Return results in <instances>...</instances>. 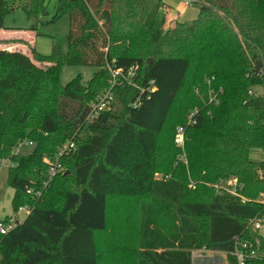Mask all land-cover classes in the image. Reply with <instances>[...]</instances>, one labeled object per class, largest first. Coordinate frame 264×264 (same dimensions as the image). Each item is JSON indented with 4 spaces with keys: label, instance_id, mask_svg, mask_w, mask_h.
<instances>
[{
    "label": "trees",
    "instance_id": "obj_1",
    "mask_svg": "<svg viewBox=\"0 0 264 264\" xmlns=\"http://www.w3.org/2000/svg\"><path fill=\"white\" fill-rule=\"evenodd\" d=\"M193 4L197 20L163 30L155 23L164 0H58L46 22L47 1L30 0L26 14L39 24L69 17L68 52L55 45L44 56L28 43L32 56L0 49V164L11 163L15 212L30 209L0 235V264H100L102 251L121 257L112 218L128 227L124 201L138 205L135 264H194L193 252L202 248L237 264L240 241L256 253L249 264H264V235L251 228L264 218V161L249 158L253 149L264 152V96L250 94L264 83V0ZM11 10L0 0V28ZM66 65L96 72L87 84L63 86ZM118 70L123 76L113 86ZM206 79L223 89L211 117ZM109 91L111 109L91 119V105ZM195 108L196 123L185 132L186 169L173 128ZM202 134L212 142L198 145ZM23 141L33 152L14 156ZM68 141L76 148L60 159L64 172L50 176ZM199 177L213 184L237 179L239 196L218 193ZM190 180L199 199L186 198Z\"/></svg>",
    "mask_w": 264,
    "mask_h": 264
},
{
    "label": "rangeland",
    "instance_id": "obj_2",
    "mask_svg": "<svg viewBox=\"0 0 264 264\" xmlns=\"http://www.w3.org/2000/svg\"><path fill=\"white\" fill-rule=\"evenodd\" d=\"M47 1V10L48 15L44 17L43 21H49L52 19V17L55 14V7L58 2V0H46ZM8 5L11 7V12L7 14L5 20H4V27L0 28V45L4 46V42L7 41H13L14 42H7V45L11 47H16L19 44H21L22 49L26 51L28 54L32 56L31 48L29 45H31L35 50L44 56H50L53 52V48L55 45H58L61 49V52L63 54H66L68 52V34L70 30V22L69 17L67 15L62 16L54 23H46V24H39L37 23V20L35 18H28L25 7L28 6L30 3V0H7ZM199 16V6L196 4L192 5H185V3L182 2V0L176 1V0H165L163 8L159 11L157 20L155 23V27L157 29H165L173 28L176 26L178 22H191L194 20H197ZM34 28V29H33ZM16 40V41H15ZM17 40L19 42L17 43ZM28 43V44H25ZM38 65L42 66L40 63ZM256 66L253 70H255ZM96 72V69L91 67H83V66H64L60 81L63 86H66L69 82L75 80V79H81L82 83L87 84L88 81L91 79V77ZM210 80V79H209ZM208 79H206V83H208V89L205 92L204 100L206 102V105L210 106L211 108L206 112V115L208 117L212 116V109L218 107L221 104V98L220 96L223 94V89H215L211 88V83ZM254 91L256 96H264V83L263 85L257 86L255 88H250ZM199 93V91L197 92ZM215 94H218L219 97V104H213L212 98L215 96ZM196 110L193 109L190 114L188 115L187 122L185 125H179L176 126V133L179 128L181 127H187L188 120L192 112ZM190 126H188L189 128ZM172 129V130H173ZM207 135L211 134V127L208 125L206 132ZM176 137V134H175ZM201 139L195 140V142L200 145L202 143L207 144L211 143V139L204 138V134L200 136ZM211 141V142H210ZM188 146V144H187ZM180 148V158L179 161H183V164L185 165L186 169L189 168L188 164V158H187V152L186 147L185 149ZM34 147L32 146H26L21 150V155H29L33 152ZM250 160L254 162H262L264 161V152L259 149H253L249 153ZM11 167V163L9 160H4L0 164V220H4L7 216L16 218L19 223H22L27 216V212L25 210H20L18 213L15 212L12 200L15 195V190L11 188L8 185V178H9V169ZM161 177V175H159ZM201 177L196 180V182H203L204 185L208 187L214 188L218 193H224L226 188H230L229 181H220L218 183H208L201 181ZM196 182L194 180L189 181V192L188 194H191L192 196L186 197V198H193V199H199L201 195L203 194L202 191L196 190ZM223 183V184H222ZM220 184L223 185L224 189H218L217 186ZM194 185L195 187L192 188ZM192 191V192H190ZM227 192V191H226ZM114 204H113V210L114 211ZM128 206L129 211H127V215L124 216V219L128 221V227L126 229H120L118 227V219L115 220V217L112 218L114 214H111L112 221L114 222L115 233H118L117 239L119 244H113L114 248H118V245L123 248L121 249L122 255L116 256L117 254H114L113 256H116L114 258H109L108 256L104 255L102 251V257L100 260V264H135L137 258H139V254L141 251V238L139 234V226H140V219L138 217L139 212L137 208L136 202H123V207ZM116 221V222H115ZM125 222V221H124ZM119 230V232H118ZM105 240L102 239L100 242V247L104 248L105 252L107 253V250L110 251V249L107 248V245L104 243ZM123 243V245H120ZM107 248V250H106ZM193 263L194 264H230L228 260V255L226 253L222 252H214L209 251L206 248L198 249L193 252Z\"/></svg>",
    "mask_w": 264,
    "mask_h": 264
},
{
    "label": "built area",
    "instance_id": "obj_3",
    "mask_svg": "<svg viewBox=\"0 0 264 264\" xmlns=\"http://www.w3.org/2000/svg\"><path fill=\"white\" fill-rule=\"evenodd\" d=\"M176 1H179V0H176ZM182 2L185 3V5H187V6L193 4V0H182ZM133 72H134V68L131 69L130 75H132ZM113 75H114V82H113V86H114L117 78L122 77L123 73H122V71L118 70ZM125 79H127V78H125ZM212 81L213 80H209L210 83ZM250 94L254 95V92L250 91ZM211 101L213 104L218 105L220 102L218 94H215V96L212 98ZM113 102H114V95L111 91H109L108 93H106V95L100 97L97 102H95L91 105L92 112H91L90 118L91 119L96 118L100 112L110 110ZM197 113L198 112L195 111L189 117L187 127L194 125L196 123L194 116ZM187 127L179 128L177 133H176L175 144L178 148H182V149L184 148L185 132H186ZM26 146H33V143H31L29 141L20 142L12 154L14 156H18L19 154H21V150ZM75 148H76L75 143L73 141H68L65 145H63L58 150L57 159H56V161L51 163V166H50V172H49L50 176H54V175H57V174L64 172V168H63L62 164L60 163V159L62 157L70 155L75 150ZM222 184L217 186V188L223 190L224 187ZM237 185H238V180L232 179L228 185L230 188H226L225 190L227 192L225 191L224 193H230L234 196H239V194L236 190ZM242 199L244 200V198H242ZM258 201H259V203L264 205V193H262L260 195ZM21 210H25L27 213H29V211H30V209L28 207H24ZM18 223H19L18 220L16 218H12V217H10L7 222H1L0 221V235H2V236L7 235ZM251 228L253 231L261 233L264 235V218H258L256 220H254L251 224ZM250 249H251V245H249L247 242H241V241L237 242L236 250L233 253V255L237 259V264H249V262H248L249 260L255 259L257 257L256 253L254 251H251Z\"/></svg>",
    "mask_w": 264,
    "mask_h": 264
},
{
    "label": "crops",
    "instance_id": "obj_4",
    "mask_svg": "<svg viewBox=\"0 0 264 264\" xmlns=\"http://www.w3.org/2000/svg\"><path fill=\"white\" fill-rule=\"evenodd\" d=\"M1 41V40H0ZM16 41V40H15ZM7 42H14V40L13 41H7ZM7 42H4V43H6V44H4V46H1L0 45V49L1 50H9V51H16V52H22V53H25V54H28L26 51H24V49H22V47H20V46H22L21 44H19L18 42H19V40H17V43H18V45L16 46V47H13L12 49H11V47H9L8 45H7Z\"/></svg>",
    "mask_w": 264,
    "mask_h": 264
},
{
    "label": "water",
    "instance_id": "obj_5",
    "mask_svg": "<svg viewBox=\"0 0 264 264\" xmlns=\"http://www.w3.org/2000/svg\"><path fill=\"white\" fill-rule=\"evenodd\" d=\"M261 68H262V64L261 62L258 63V65L256 66L254 72L256 75H258L261 72Z\"/></svg>",
    "mask_w": 264,
    "mask_h": 264
}]
</instances>
